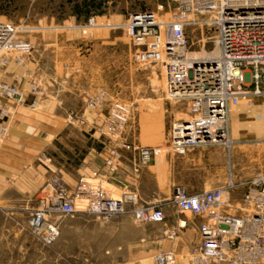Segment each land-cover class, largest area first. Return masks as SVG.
<instances>
[{
	"label": "rangeland",
	"instance_id": "374dc122",
	"mask_svg": "<svg viewBox=\"0 0 264 264\" xmlns=\"http://www.w3.org/2000/svg\"><path fill=\"white\" fill-rule=\"evenodd\" d=\"M147 11L155 12L160 21L180 15L175 0H0V20L25 26L24 36L34 44L30 59L18 67L24 76L22 88L30 101L33 85L43 91L36 107L16 106L12 123L19 110H26L28 119L40 112L50 123L90 126L91 133L113 146L112 139L98 129L119 106L127 115L122 137L133 144L131 149L121 147L120 156L111 160L110 148L103 170L83 175L71 185L61 177L70 189L82 178L104 187L109 196L132 191L138 203L157 204L172 220L184 218L173 204L175 185L196 192L231 179L229 202L238 206L231 212H239L251 181L264 174V96L252 102L242 99L233 109L229 147H175L169 133L177 120L188 117L187 102L167 94L164 64L135 60L138 46L125 31L131 14ZM91 17L99 26L89 24ZM186 34L191 56L213 49L214 28L190 24ZM100 91L107 93L104 102L89 106L87 102ZM69 114L76 121L70 123ZM8 140L9 135L0 144V154ZM141 146L153 151L147 165L138 161ZM29 165L23 176L22 169H6L0 176V264H154L156 249L169 242L160 234L161 224L137 223L129 205L127 212L110 220L94 215L62 218L59 237L44 246L29 224L52 174L43 177L34 163Z\"/></svg>",
	"mask_w": 264,
	"mask_h": 264
},
{
	"label": "built area",
	"instance_id": "2783aa9c",
	"mask_svg": "<svg viewBox=\"0 0 264 264\" xmlns=\"http://www.w3.org/2000/svg\"><path fill=\"white\" fill-rule=\"evenodd\" d=\"M175 1L180 15L174 20L160 21L155 12L149 11L131 14L124 26L127 36L138 46L134 58L142 64H164L167 94L187 102L188 117L177 120L169 133L175 147H229L233 143V109L242 99L252 102L253 98L264 96V0ZM89 24L95 26L96 18L91 17ZM190 24L215 29L211 51L202 49L198 56L190 55L193 51L189 50L186 34ZM26 29L0 20V73L11 64L23 66L30 59L34 44L25 38ZM215 50L219 53L211 55ZM42 94L33 85L30 101L20 78L13 83L0 80V144L8 138L7 121L16 113V106L36 107ZM106 96L105 91H100L87 104L98 107ZM126 117L119 106H114L112 114L99 126L98 130L114 142L111 160L120 156L121 147L131 149L133 145L122 137ZM68 118L70 123L76 121L73 114ZM138 154L141 165L153 158L150 147H139ZM233 189L231 179L223 186L196 192L175 185L173 204L184 218L169 227L161 206L138 203V196L132 191L109 196L104 187L82 178L70 189L54 174L39 194L29 230L40 243L49 246L60 235L62 218L88 214L110 220L132 205L137 223L163 224L160 234L169 241L178 237L188 220L201 218L199 242L187 254L158 252L154 255L155 264H264V174L251 181L236 213L231 210L238 206L229 202Z\"/></svg>",
	"mask_w": 264,
	"mask_h": 264
},
{
	"label": "crops",
	"instance_id": "0c3cea01",
	"mask_svg": "<svg viewBox=\"0 0 264 264\" xmlns=\"http://www.w3.org/2000/svg\"><path fill=\"white\" fill-rule=\"evenodd\" d=\"M18 67L16 64H11L0 73V80L13 83L20 78L22 88L24 76ZM44 105L47 107L46 103ZM26 112L24 109L19 110L18 118L13 121L14 123L11 120L13 116L7 121L9 140L0 154V176L6 172V169L16 171L22 169L21 176H23L31 168L29 164L34 163V168L42 173L43 177L46 173L57 174L71 185L72 181H76L83 175L96 174L103 170L101 166H104L111 143L104 142L96 136V133H91L90 126H79L68 122L50 123L40 112L36 114V118L28 119ZM122 157L127 159L124 155ZM21 176L17 177V181L22 179ZM82 215L91 216L77 214V216ZM178 221L179 218H172V220L166 218V225L174 227ZM200 221L199 218L188 220L186 228L180 230L178 237L174 241L168 240L169 242L161 244V248L156 249L157 253L168 250L177 254L189 252L191 247L200 240L201 235L198 229ZM66 229L63 231L65 232Z\"/></svg>",
	"mask_w": 264,
	"mask_h": 264
},
{
	"label": "bare ground",
	"instance_id": "6f19581e",
	"mask_svg": "<svg viewBox=\"0 0 264 264\" xmlns=\"http://www.w3.org/2000/svg\"><path fill=\"white\" fill-rule=\"evenodd\" d=\"M95 26H99L98 25V23H96V24H94ZM219 53V51H214V52H212V55L214 54V55H217ZM192 55H196V56H198V53H196V54H192ZM230 150V149H229Z\"/></svg>",
	"mask_w": 264,
	"mask_h": 264
}]
</instances>
